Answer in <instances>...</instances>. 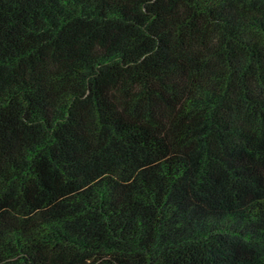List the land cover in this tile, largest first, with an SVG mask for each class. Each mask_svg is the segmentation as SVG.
<instances>
[{
	"label": "trees",
	"instance_id": "16d2710c",
	"mask_svg": "<svg viewBox=\"0 0 264 264\" xmlns=\"http://www.w3.org/2000/svg\"><path fill=\"white\" fill-rule=\"evenodd\" d=\"M0 264H264V0H0Z\"/></svg>",
	"mask_w": 264,
	"mask_h": 264
}]
</instances>
